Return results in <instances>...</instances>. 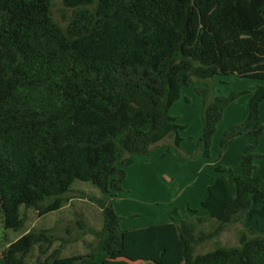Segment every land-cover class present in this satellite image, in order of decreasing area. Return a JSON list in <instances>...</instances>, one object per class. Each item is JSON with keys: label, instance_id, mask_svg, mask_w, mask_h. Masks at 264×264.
I'll use <instances>...</instances> for the list:
<instances>
[{"label": "trees", "instance_id": "1", "mask_svg": "<svg viewBox=\"0 0 264 264\" xmlns=\"http://www.w3.org/2000/svg\"><path fill=\"white\" fill-rule=\"evenodd\" d=\"M62 1L72 9L66 27L54 20L52 0H0V214L6 229L20 230L22 206L40 216L58 211L75 181H88L101 191L94 198L103 218L94 232L100 242L84 254L61 256L55 249L29 263L33 249L39 245L45 254L53 239L50 230L32 229L4 249L6 264H103L124 243V217L112 197L124 190L135 156L173 133L184 151L179 129L185 126L170 113L182 89L219 74L264 80V0ZM206 16L210 34L199 40L191 25ZM196 90L206 156L225 109L249 92L246 119L225 130L221 146L241 135L250 140L241 175L216 166L223 174L202 201L208 215L170 207L183 264H264V228L241 231L237 245L196 252L227 224L264 218V166L255 163L264 157L255 151L264 137V84L226 96L210 84ZM208 219L219 225L198 230Z\"/></svg>", "mask_w": 264, "mask_h": 264}, {"label": "rangeland", "instance_id": "2", "mask_svg": "<svg viewBox=\"0 0 264 264\" xmlns=\"http://www.w3.org/2000/svg\"><path fill=\"white\" fill-rule=\"evenodd\" d=\"M199 8L197 5L193 6V11L198 12ZM52 13L54 20L62 27H66L72 9H66L62 0H52ZM206 18L208 19V16ZM191 26L192 30L199 34V40L209 37L210 16L207 21H200L199 17L198 21H194ZM191 46L192 43L186 46V49L189 50ZM207 82L211 85L213 93L225 96L234 91L248 90L252 92L257 85L264 84V80L239 77L234 74H219ZM208 83H194L185 86L182 89L181 98L170 109L171 115L178 118V123L185 126L179 129L184 151L181 152L175 146V134L173 133L156 144L149 154L136 155L134 163L127 168V178L123 183L124 190L112 197L116 211L124 217V228L166 222L171 218L170 207L172 205L178 206L184 215L191 217L195 215L191 209H197L196 215L198 216L208 215V211L202 207V201L207 196L206 188L202 184L204 181H208L215 170L213 164L205 163L207 161L220 162L221 150H223L221 139L225 132L223 127L227 125V122H224L223 125L218 126L217 131L221 135L218 142L215 141L217 137L214 136V146L212 141L209 149L210 155L206 156L204 146L200 144V137L203 132V98L196 87L209 85ZM253 87L255 88L252 89ZM250 96V92L242 94L237 101L228 106L230 107L228 114L233 110L232 108H236L234 105L237 102L238 106L241 107L245 104V100L250 99ZM247 106L249 109V103ZM262 109L263 112L264 101ZM225 120L226 118L222 119V121ZM235 160H237L236 147L229 154L227 161ZM231 165L234 174L240 173V164ZM200 176L201 180H197ZM100 195L101 191L91 182L76 180L71 191L65 195L64 204L58 211L40 216L35 208L22 206L21 214L24 225L17 231L6 229L0 214V264H6L3 251L7 245L32 229L50 230L53 239L50 244L46 243L45 254L41 253L40 247L37 245L27 258L29 263L37 259H44L55 249L60 250L61 256H69L84 254L95 248L100 239L94 232L100 230L103 225L101 209L94 201V198ZM218 225L219 222L215 219H208L198 225V230L212 231ZM248 227H253L257 232H262L264 218L247 217V220L227 224L218 237L199 245L196 252L210 251L216 245H237L241 231H249ZM156 231L153 232V237L156 236ZM134 240L137 239L125 233L122 248L106 258L103 264H183L182 253L177 252L174 248L171 254H164V248L168 244L163 241L153 240L151 244L144 242L141 248L139 247L140 244ZM152 251L158 254L153 257Z\"/></svg>", "mask_w": 264, "mask_h": 264}, {"label": "crops", "instance_id": "3", "mask_svg": "<svg viewBox=\"0 0 264 264\" xmlns=\"http://www.w3.org/2000/svg\"><path fill=\"white\" fill-rule=\"evenodd\" d=\"M254 88L255 87H253L252 89H254ZM186 98H188V97H186ZM247 103H249V100H245V104L240 107V106H238V102H237V104L234 105V106H236V108H232L233 110L230 112V114H228L229 113L228 111H230V107L225 109L224 114H223L224 115L223 119L226 118V120L222 121V123L219 124V125H223L224 122L225 123L227 122V125H225V127H223L224 131L226 130V128H229L230 126H232L234 124H237V123H240V122H243L245 120V118L247 117L248 111H249ZM262 105H263V102L261 103V106H260L261 107L260 108V124L264 126V111L262 112V110H263L262 109ZM201 129H202V127H201ZM221 132H222V130H221ZM220 135L221 134H218V131H217L216 135H215V137H217V138H215L216 142H218ZM248 142H249V136L248 135L238 136L236 139H234L233 141L227 143L223 147V150H221V160H220V162L216 163V162L207 161V163H205V164H213L214 170H215V173L211 174V177L208 179V181H204V183L202 184L206 188L207 193H208V190H207L208 186L210 184H212L217 177L222 175L221 172H217V170H216L217 164H222V165L227 167L228 172L226 174L231 173L233 171L232 167H231L232 166L231 164H240L239 165V172L240 173L236 172L235 174H242L243 173L242 158H243V155H244L245 146L248 144ZM213 146H214V139H213ZM235 147H236V158H237V160H235V161H227V159L229 157V154L232 152V150ZM256 151L259 152V153L264 154V138L260 139V141L258 143V146L256 148ZM255 163L257 164L258 167L264 166V157L260 158V159H257L255 161ZM237 168H238V166H237ZM229 170H231V171H229ZM200 175L202 176V173H200ZM201 176H200V178H197V180H201ZM123 224H124V222L122 223V226H123ZM123 228H124V226H123ZM124 229H125V233H128V235H131L134 239H137V240H134V241L139 243L140 244L139 247H141V248L143 247L142 244H144V242L151 244V242L153 240L154 241L155 240H159V241H163V242L168 244L164 248L165 249V253H164L165 255L166 254H171V251H172L173 248L177 252L179 251V252L183 253V243L181 242L177 227L171 221V218H169V220H167L166 222H158V223H153V224H149V225L142 226V227H133V228L129 227V228H124ZM155 230H157L156 231V236L153 237V232ZM152 252L154 254L153 257H155L158 254L155 251H152Z\"/></svg>", "mask_w": 264, "mask_h": 264}]
</instances>
